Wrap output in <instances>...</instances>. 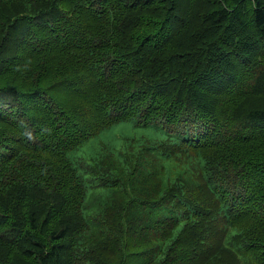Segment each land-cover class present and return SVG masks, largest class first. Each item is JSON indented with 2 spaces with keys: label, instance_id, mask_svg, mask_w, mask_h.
Instances as JSON below:
<instances>
[{
  "label": "trees",
  "instance_id": "16d2710c",
  "mask_svg": "<svg viewBox=\"0 0 264 264\" xmlns=\"http://www.w3.org/2000/svg\"><path fill=\"white\" fill-rule=\"evenodd\" d=\"M0 264H264V0H0Z\"/></svg>",
  "mask_w": 264,
  "mask_h": 264
},
{
  "label": "bare ground",
  "instance_id": "6f19581e",
  "mask_svg": "<svg viewBox=\"0 0 264 264\" xmlns=\"http://www.w3.org/2000/svg\"><path fill=\"white\" fill-rule=\"evenodd\" d=\"M45 61V60H44ZM31 68V67H30Z\"/></svg>",
  "mask_w": 264,
  "mask_h": 264
}]
</instances>
